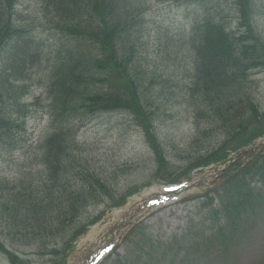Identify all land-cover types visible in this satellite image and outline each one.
Masks as SVG:
<instances>
[{
  "label": "rangeland",
  "instance_id": "rangeland-1",
  "mask_svg": "<svg viewBox=\"0 0 264 264\" xmlns=\"http://www.w3.org/2000/svg\"><path fill=\"white\" fill-rule=\"evenodd\" d=\"M137 1L126 8V13L139 57L127 67L143 111L121 109L94 114L79 110L82 121L78 122L77 142L63 152L59 171L60 178L70 185L69 191L60 194L76 202L77 209H61L50 221L43 213L41 197L48 173L38 149L48 116L41 115V109L20 105L43 91L53 58L59 56L61 45L69 44L60 27L77 28L81 18L67 5L55 7L49 1L16 6L24 32H33L35 45L41 47L39 55L31 58V63L27 61L20 74L26 81L4 76V82L13 86L6 83L0 91V115L14 125L0 133V178L6 177L0 179V240L16 256V264H72L79 248L88 245L92 233L98 231V223L89 225L93 219L105 214L99 221L107 220L115 204L131 192L137 190L142 195L155 189L214 151L242 148L238 160L253 155L255 163L261 160L259 164L264 165V156H257V152L264 155V0H252L253 11L246 13L247 20L241 16L237 0H195L189 4L186 0ZM207 17L236 37L238 49L233 58L237 63H259L242 71V80L220 78V84L228 85L222 86V101L217 103L211 101L210 93L201 101L200 94L191 91L192 54L178 40L183 28ZM240 36L243 38L237 40ZM83 45L85 48L88 44ZM9 57L18 77V57ZM233 65L225 68L233 70ZM225 101L232 106L230 113L223 108ZM251 105L257 109L255 114ZM212 110L216 111L214 117ZM219 114L231 118L226 120ZM142 120L149 123L156 136L152 144L146 141ZM213 166L215 170L203 169L193 177L220 168ZM247 178L248 188L256 197L250 198L252 204L238 207L237 195L233 190L226 193L224 186L212 194L210 203H204L199 194L213 186L216 177L211 178L189 199L183 197L148 213L100 264H264L262 172L254 168ZM79 189L86 195L78 194ZM217 194L222 195L223 205ZM215 208L221 209L215 213ZM61 216L68 217L62 225ZM65 239H70L69 245L74 247L62 260L64 254L52 249L63 247ZM0 264H10L1 253Z\"/></svg>",
  "mask_w": 264,
  "mask_h": 264
},
{
  "label": "trees",
  "instance_id": "trees-1",
  "mask_svg": "<svg viewBox=\"0 0 264 264\" xmlns=\"http://www.w3.org/2000/svg\"><path fill=\"white\" fill-rule=\"evenodd\" d=\"M43 1V0H42ZM55 7L59 5H67V9H74L80 19L77 28H62L60 30L67 39L69 44L61 45L59 56L54 59L49 76L42 94L43 98L34 97L31 103H23L21 107L38 111L39 106L43 108V113L48 116L49 126L44 132L46 137L42 141L43 145L39 146L41 150L40 161L48 173V178L44 181L42 191L44 203L43 213L48 216V221L52 219L56 213L66 207H70L73 212L77 209L76 202H73L68 196H62V191L70 190V185L59 176L61 170L60 159L72 143L76 142V130H78L77 121H81L79 110L82 108L85 112L101 113L117 111L120 109H130L137 112L143 111L139 105L136 94V86L130 78L128 72V64L138 55L135 48L138 46L136 38L133 37L134 32L131 31L132 24L127 21L126 8L131 7L138 2L137 0H48ZM141 2V1H139ZM10 3V2H9ZM252 0H237L238 10L246 20V13L253 11ZM5 9L0 3V14L3 15ZM2 12V13H1ZM0 17V61L2 68L0 71V91L2 85L7 82L2 77H14V80L25 82L26 79L20 74L24 69L25 63L35 55H39L41 49L35 45V36L33 32L25 33V25L10 13ZM5 20V21H4ZM243 37H238L237 40ZM178 40L191 51L193 60V77L190 78L192 91L197 90L206 98L208 94H212L211 101L217 103L222 101L223 85L226 87L228 83L220 84V78L230 77L231 81H238L244 78L240 73L258 66V62H241L237 63L233 54L237 52L236 37L231 32H226L225 28L220 24H215L210 17L205 18L202 22L192 23L188 30L184 29L182 34L178 35ZM83 42L88 45L84 48ZM243 42V41H239ZM126 45V47H125ZM57 53V52H56ZM139 53H142L140 51ZM143 54V53H142ZM10 55H16L19 61V76L16 75L15 65L9 64ZM260 60V57L257 56ZM6 61V62H5ZM261 61V60H260ZM4 62L6 65L4 66ZM234 64L235 69L229 70L225 65ZM48 67V66H47ZM229 70V71H228ZM11 71L10 74H6ZM99 72L113 76V84L105 87L104 83L98 87L100 78ZM242 74V73H241ZM117 75H119L117 77ZM13 86L12 84L7 83ZM214 91V92H213ZM233 93L231 96H233ZM246 95V94H244ZM243 95V96H244ZM18 103L19 100H16ZM43 103V104H41ZM141 104V103H140ZM253 112L257 111L254 105ZM229 101H225L223 108L229 113ZM218 109V108H217ZM216 109V111H218ZM216 111L212 110V117ZM42 113V112H41ZM17 114V111H16ZM218 114V113H217ZM253 114V115H254ZM221 117L231 118V115L219 114ZM238 116V115H237ZM236 116V117H237ZM233 117V116H232ZM18 119V118H17ZM145 131L153 143L154 138L150 134L151 128L146 120H142ZM10 125V127H9ZM14 125L9 120L0 115V133L5 130L12 129ZM246 141H243L245 143ZM2 149H5L2 146ZM10 153V150H8ZM155 153H159L155 149ZM226 152H213L207 158H199L197 164L207 163L224 156ZM261 157V156H259ZM260 161H251L244 169H240L227 183H236L239 186L243 184L245 173L257 168L262 172V181L264 182V165H260ZM6 180V177L0 178ZM57 187L58 191H52L53 187ZM72 191H75L74 188ZM59 193V194H57ZM74 192H71V194ZM71 194L69 196H71ZM78 194L86 195L79 189ZM245 197V196H243ZM53 198H59L60 201H53ZM61 200H63L61 202ZM250 197L242 198L241 203H246ZM82 201V199H80ZM58 203V204H57ZM73 203V204H72ZM58 208L56 212L55 209ZM64 213V212H63ZM61 225L68 217L61 216ZM81 229H78V232ZM77 232V233H78ZM72 234V233H71ZM70 239H65L63 243V252L65 245H69ZM12 264L15 263L14 254H8ZM26 264H28L26 262Z\"/></svg>",
  "mask_w": 264,
  "mask_h": 264
},
{
  "label": "bare ground",
  "instance_id": "bare-ground-1",
  "mask_svg": "<svg viewBox=\"0 0 264 264\" xmlns=\"http://www.w3.org/2000/svg\"><path fill=\"white\" fill-rule=\"evenodd\" d=\"M136 201H139V200H136ZM140 202H138L137 204H135L134 202H132L130 205H129V212L126 213V206L124 208H122L120 211H119V216L115 217V220H114V225L117 226V225H124L126 224V222L130 219V218H134V217H137L138 216V212L135 211V208H138L136 206H139ZM105 229V228H104ZM108 229V227L106 228V230ZM105 230V232H106ZM113 230V229H112ZM117 233V232H116ZM116 233H114V236L116 237Z\"/></svg>",
  "mask_w": 264,
  "mask_h": 264
}]
</instances>
